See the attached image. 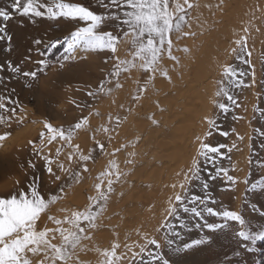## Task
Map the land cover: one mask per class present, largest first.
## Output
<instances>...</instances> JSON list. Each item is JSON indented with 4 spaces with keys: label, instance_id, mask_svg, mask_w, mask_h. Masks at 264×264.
Instances as JSON below:
<instances>
[{
    "label": "rangeland",
    "instance_id": "rangeland-1",
    "mask_svg": "<svg viewBox=\"0 0 264 264\" xmlns=\"http://www.w3.org/2000/svg\"><path fill=\"white\" fill-rule=\"evenodd\" d=\"M174 1L169 0L170 11ZM242 1L244 4L246 1V3L251 2L250 15L245 13L250 21H244L243 25L246 24V27L241 30V35L247 33L250 39L244 37L239 43L236 42L232 50H229L230 53L224 60L222 68L209 79L206 87L210 89L211 98L206 99L205 115L201 119V134L192 159L182 171L168 174L174 187L173 194L176 192L170 202L171 206L178 209L181 218L191 230L181 229L179 221L168 216L166 212L154 233L140 236L138 242L140 249L125 264H141L142 260L148 259V252L158 251L154 244L148 243L152 239L162 245L159 251L173 264H264V240L253 243L251 240L239 239L235 235L241 230L238 223H232L226 232L216 234L215 242L210 247L200 246L199 250L194 249L179 256L168 250L163 239L167 234L174 240L173 247H175L205 235H212L204 228H196L197 223L203 224L204 221L180 210L179 203L175 201V196L178 194L185 198V203L193 195L211 198L216 203H209V207H213L216 211L229 210L241 214L251 233L259 234L264 231V3H257L261 2L259 0ZM122 2L123 0H117L115 4L112 0H33L34 6L41 12H45L42 5L55 9L59 3L86 7L94 14L105 18L97 31L101 33L111 31L120 40L124 39V32L129 31L128 26L123 23L127 19L124 12L131 11L122 7ZM14 3L15 0H0V12H8L11 17L7 21L0 17V28L4 29L0 36L5 37L0 39V103L4 104V108H0V118H2L0 136L6 137L0 141V198L8 199L12 195L19 197L21 192L30 197L32 188H35L46 202L54 195L59 197L49 204L45 213L41 214L43 216L65 197L67 198L75 188L83 189L87 193L94 189L90 197L98 195L95 185L100 181L97 178L101 173L111 170L110 162L115 159V153L121 152V145L128 140L122 136L124 128L129 127L130 115L142 94L151 85L148 83V78L152 73L133 68L128 72L121 71L118 78L111 75L117 59H132L135 49L131 43V36L127 38L126 43H118L115 54L110 51L78 49L72 57H67L64 50L65 38L69 37L71 32L87 27L88 24L78 19L49 18L46 12L40 17L31 14L22 15L20 10L13 8ZM25 3L27 0H21V9ZM213 3L207 5L210 7L204 10L207 12L204 13L203 18L199 16L200 18L191 20L194 5L192 8L184 7V12H178L174 16H185L181 29L176 31L174 28L168 34L174 49L184 40L189 41L194 38V41L198 42L203 39L202 35L192 37V32H205L203 30L205 26L214 24V19L218 15V6L224 5L230 8L232 5L231 0H214ZM210 14H213L212 17ZM176 22L174 18L173 25ZM7 36L11 37L10 41ZM38 40L41 41L40 44L36 43ZM56 41L60 43L56 44ZM166 54L167 45L160 54L159 63ZM41 61L43 63H39ZM8 62L20 71H10ZM136 63L139 64L140 61ZM226 68L237 72L235 81L229 83L231 76H225ZM33 71L37 73L35 78L23 75L24 72ZM241 72L244 75H240ZM117 81L121 84L119 89L115 87ZM238 81H242L239 87L236 86ZM101 82H104L103 92L100 91ZM109 89L111 92L108 91ZM222 89L233 96L235 104L227 100ZM221 103L228 106L227 113L219 108L218 105ZM91 119L97 127H101L94 137H100V140L89 143L83 155L90 154V158L82 161L79 159L82 155L81 151L75 143L78 140L77 135L87 129V123L82 124L80 129H75V124L85 120L89 122ZM209 120L215 121V124L210 125ZM45 123L65 132L72 129L74 132L72 140L69 142L57 137L51 143L42 145L40 133H45V141L49 135L44 127ZM221 132H227L228 135L225 137L220 134ZM101 144L104 146L103 149L100 148ZM202 144L212 147L225 145V147L221 148L219 153L207 152L206 155H202V152H206L202 149ZM233 145L235 147H232ZM112 146L117 148L111 150ZM107 154L110 156H106ZM122 155L123 159L134 160L136 154L133 157ZM68 156H71V159ZM193 161L199 168V180L193 178L191 174ZM128 165L125 163L119 166V171L126 173ZM49 168L52 169L51 172L48 171ZM85 168L87 171L84 170ZM220 169H226L235 183L227 181L223 172H218ZM158 175L161 176V173ZM57 176L60 177L59 180L56 179ZM112 178L113 191L108 194L103 211L99 212L92 222L94 226H89L88 222H81V227L86 228L83 235L87 239L81 240L73 256L80 250L79 247L84 240L88 241L97 236L95 234L97 228H103L111 242L117 241L115 239L117 234L122 233L117 223L112 224L118 218L110 217L108 209L114 205V198L125 179L128 180V176H122L119 182L115 181L114 176ZM204 183L209 186L207 191L203 188ZM101 190H107L106 180ZM128 199L129 196H126L121 202ZM121 202L114 205L117 207L118 217L121 213L127 216L120 205ZM90 204L89 200L85 208L80 211H84ZM98 207L97 205L92 210L97 211ZM130 211L135 212V208L132 207ZM206 219L212 221L215 218L206 217ZM165 223L174 224L175 230L180 232L182 239L172 236L166 227L161 226ZM102 225L104 227H101ZM60 242L57 247L64 245L63 238ZM93 242L98 241L94 239ZM126 243L128 242H123V245ZM86 247L85 245L83 250ZM95 248H98L100 253L103 252L104 243H96ZM141 248L144 249L143 252ZM26 256L34 264H41V261L43 264H62L58 260L44 261L43 252L38 256L26 253ZM156 264H159V261Z\"/></svg>",
    "mask_w": 264,
    "mask_h": 264
},
{
    "label": "bare ground",
    "instance_id": "bare-ground-1",
    "mask_svg": "<svg viewBox=\"0 0 264 264\" xmlns=\"http://www.w3.org/2000/svg\"><path fill=\"white\" fill-rule=\"evenodd\" d=\"M213 1L188 0L194 5L191 20L199 16L203 18L204 13L207 12L204 10L209 8L210 6L207 5H212ZM259 1L261 2L257 3H264V0ZM231 2L230 8L223 5L222 9L221 5L218 6V15L214 19V24L205 26L203 29L205 32H192V37L202 35L203 39L198 42L194 41V38L189 41L184 40L178 45L179 47L175 49L173 47L172 55L178 58L179 63L170 59L168 53L166 54L159 63V68L167 70V77L163 76L161 71L152 73L151 85L142 94L130 115L129 127L124 128L122 136L128 140L121 145V152L117 153L115 150L116 157L113 160L119 166H123L127 160L123 159L122 154L128 157H133L129 153L136 154L134 163L129 164L126 171L130 182L125 179L114 198V205H117L123 198L129 196L127 201L120 204L127 216L121 213L118 217L117 207L114 205L108 209L110 217L118 218L112 224L117 223L122 233L117 234L115 238L117 241L111 242L107 238V232L103 228H97L95 231L97 236L94 239L98 241L96 243H104V251L100 253L98 248H95L94 239L84 240L81 248L79 247L80 250L73 256L74 264L76 262L106 264L109 260L111 264H125L140 249V243H138L140 236L154 233L164 219L171 206L170 202L176 194V192L173 194L174 187L168 174L182 171V168L192 159L201 134V119L205 115L206 99L211 98L210 89L206 87L208 81L222 68L224 60L230 53L229 50H232L235 43L247 37V33L241 35V30L246 27L243 22L249 20L246 14H249L251 2L246 3V1L245 4L242 0H231ZM175 3H180L183 7L187 6L184 0H175L174 5ZM177 13L174 12V16ZM185 48L187 52L183 51ZM150 118L155 119L157 124L153 125ZM86 127L87 129L77 135L78 140L75 143L82 155L90 142L100 140V137H94L101 127H97L92 119L87 122ZM115 148L117 147L112 146L111 150ZM158 173H161V176ZM93 191L94 189L87 193L83 189L75 188L67 198L65 197L37 221L39 230L43 231L45 228L49 230L47 238L51 244L57 246L61 243L62 237L57 229L71 227L64 221L66 218L70 219L73 212L85 208ZM132 207L135 208V212L130 211ZM57 213L59 214L56 215ZM48 215L54 217V220H47ZM55 220H60L62 223L57 225ZM123 242L128 243L123 245ZM85 245L87 247L83 250ZM113 250L116 253L115 256L104 255L105 251L111 253Z\"/></svg>",
    "mask_w": 264,
    "mask_h": 264
},
{
    "label": "snow or ice",
    "instance_id": "snow-or-ice-1",
    "mask_svg": "<svg viewBox=\"0 0 264 264\" xmlns=\"http://www.w3.org/2000/svg\"><path fill=\"white\" fill-rule=\"evenodd\" d=\"M112 3H117V0H112ZM184 4L188 8H192L193 5L184 0ZM122 7L131 9V11L124 12V15L127 17L123 21L125 25L128 26L129 31L124 32V39L120 40L116 35H113L111 31L99 32L97 29L101 26L102 21L105 19L102 15L94 14L86 7L73 4L59 3L56 5V8L53 9L46 5H42L45 8L49 18H71L78 19L80 21L86 22L87 27H81L78 30L71 32L69 37L65 38V53L67 57H72L78 49H83L85 51H110L113 54L117 51V45L120 42H127L129 36L132 37L131 43L135 51L132 53L131 60H119L114 67L112 76L119 77L121 71L128 72L133 68L143 69L144 72H151L155 74L157 71H161L162 75L167 77V70H161L159 68L160 54L165 50V45H167L168 57L172 60H175L179 63L177 57L172 55V41L168 39V34L173 31L175 28L176 31H179L182 26V22L185 21V16L180 15L174 17V12H184L185 9L180 3H175L174 9L169 10V0H123ZM13 8L20 10L22 15H34L37 17L45 15V12L38 10L33 4V0H27L21 9V0H15ZM0 17L5 21L9 20L11 17L8 12H0ZM176 19L177 22L173 25V19ZM4 29L0 28V33H3ZM4 36H0V39H4ZM7 39L10 41L11 37L7 36ZM37 44H40L41 41H36ZM59 44V41L55 42ZM239 43V41H237ZM10 50V48L8 49ZM183 51L187 52L185 48ZM136 61H140L139 64ZM247 63V61H244ZM39 63H43L42 61ZM8 69L12 72H19L20 69L13 67L11 62H8ZM225 76H231L232 81L236 80L237 72L234 69L226 68L224 72ZM244 75V73H239ZM25 77L31 76L36 77V72H24ZM153 76H149L148 83L152 82ZM170 80V77H168ZM111 81H109L110 83ZM242 81H238L236 86L239 87ZM115 87L119 89L121 84L117 81ZM100 91H104V82H101ZM111 92V89L108 90ZM223 94L226 96L227 100L236 103L233 96L228 94V92L222 89ZM220 93H217L219 95ZM89 95H94V93H89ZM219 108L227 113L229 108L226 104H219ZM0 108H4V104L0 103ZM15 114V109L12 110ZM2 119V118H0ZM151 119L153 125L157 124L155 119ZM87 123V121H81V123L75 124V129H80L82 124ZM210 125H214L215 121L209 120ZM44 127L47 129L48 138L45 141V133L41 132V144L51 143L59 137L61 140L71 141L73 137V130L68 129L67 132L63 129L53 128L51 124L45 123ZM107 131V129H105ZM223 136H227V132L220 133ZM5 136H0V141L4 140ZM31 143V142H30ZM103 145H100V148L103 149ZM202 149H205L206 152H202V155H206L207 152L219 153L220 149L225 147V145H220L219 147H212L207 144L201 145ZM232 147H235L233 145ZM231 151V149H229ZM59 154V150H57ZM130 156H134L135 153H129ZM90 158L89 155H80L79 159L82 161H87ZM71 159V156H69ZM111 170L101 173L100 177L97 179L100 183L95 185V188L98 192L97 196L89 197L91 204L84 211H75L72 213L71 218L64 221V223L69 224L70 228H58L60 236L63 238L64 245L62 247H57L54 244H51L47 238L48 229L45 228L43 231L39 230L37 221L41 219V214L45 213L48 209L49 204L56 201L59 197L52 196L51 200L45 201L44 198L37 192L35 188L31 189L30 197L24 192L19 194V197L12 195L11 198L4 199L0 198V264H34L30 261L26 253L31 252L34 256H38L40 252L44 253L43 260L61 261L62 264H74L73 262V253L80 245L82 239H87L83 234L86 231L85 227H81V222H88L89 226H94L92 222L96 219L99 212L103 211L105 204L108 200V194L113 191V176L115 181L119 182L122 176H127L128 173H121L119 171V165L116 161H111ZM127 164H133L134 161L128 159ZM87 171V168L84 169ZM49 172L52 171L51 168L48 169ZM218 172H223V175L226 177L227 181L235 183L234 178L228 174L226 169H220ZM192 177L199 180V168L196 165V162L193 161V168L191 169ZM77 177L79 174H76ZM57 180L60 177H56ZM187 179V176H186ZM215 179V177H213ZM107 181V190L102 191L101 186L104 181ZM247 183V181H245ZM183 187V185H181ZM255 187V185H253ZM205 191L208 190L209 186L207 183L203 184ZM104 203H101V202ZM175 201L179 203L180 210L185 214H190L200 220L204 221L203 224L197 223L196 228H204L208 233L212 235H205L200 238L191 240V242L183 243L182 246H175L174 240L169 238L166 234L164 240L167 244L168 250L173 252L176 255L182 253H188L191 250H199L200 246H211L215 242V235L221 232H226L230 224L238 223L241 230L236 232L235 235L243 240H251L253 243L257 240H264V231L259 234L251 233L246 227V221L242 218L241 214H238L234 211L224 210L216 211L213 207H209V203H216L215 200L211 198H202L201 196L193 195L185 203V198L181 195L175 196ZM99 206L97 211H93V207ZM191 205V206H189ZM168 216L174 217L175 220L179 221V227L181 229L188 228L186 222L181 218L178 209L175 206H170L167 210ZM206 217L215 218L212 221L206 219ZM47 220H54V217L51 215L47 216ZM57 225L61 224L62 221L55 220ZM166 227L169 230V233L176 238L182 239L179 231H176V226L172 223H165L161 225ZM149 244H154L158 251L148 252V259L142 260L141 264H156L159 261V264H173V262L166 258L159 249L162 245L157 243L155 239L149 240ZM115 248V246H114ZM71 250V251H70ZM144 249L141 248V252ZM105 256H115L116 253L104 252ZM43 264V261H41ZM80 264V262H76ZM106 264H111V260L107 261Z\"/></svg>",
    "mask_w": 264,
    "mask_h": 264
}]
</instances>
